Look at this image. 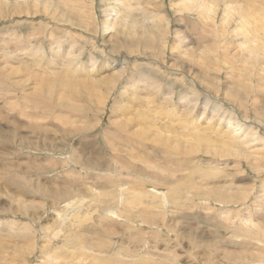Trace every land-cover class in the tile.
I'll list each match as a JSON object with an SVG mask.
<instances>
[{
  "label": "rangeland",
  "instance_id": "obj_1",
  "mask_svg": "<svg viewBox=\"0 0 264 264\" xmlns=\"http://www.w3.org/2000/svg\"><path fill=\"white\" fill-rule=\"evenodd\" d=\"M111 8L119 14L104 32ZM255 12L264 0H0V264H264V53L237 50L255 29L264 35L259 18L240 21ZM57 47L83 71L93 61L136 66L173 99L151 104L141 84L125 90V75L107 102L109 69L72 79L90 94L49 89L34 63L58 69ZM205 100L197 133L215 149V105L263 143L242 136L233 141L247 155L205 154L206 143L197 154L186 121L156 113L168 105L195 119ZM144 111L174 139L145 131ZM241 226L250 230L237 238Z\"/></svg>",
  "mask_w": 264,
  "mask_h": 264
},
{
  "label": "bare ground",
  "instance_id": "obj_2",
  "mask_svg": "<svg viewBox=\"0 0 264 264\" xmlns=\"http://www.w3.org/2000/svg\"><path fill=\"white\" fill-rule=\"evenodd\" d=\"M186 2L191 5V4H194L196 2V0H186ZM195 7L199 10H202L203 13L204 12L205 13H212V12H214V11H212V8L213 7L215 8L214 3H212V5H209L207 7L204 5H199L197 3L195 5ZM232 10H233L232 6H229L227 8L228 12L226 13V21L228 20V16L230 15V12ZM111 12H114V14L110 15ZM255 13H256L255 17H253L252 15H244L243 13H240V21L241 22H243L244 20L246 21V19H248V18H250L252 20L259 18L260 19V22H259L260 27L264 26V13H257V12H255ZM118 14H119V12L117 9L111 8L108 10V12L105 15L106 19L103 21V23L101 22V24H100V27H101V29H103L104 32H107L114 27L116 17ZM201 17L203 18V16H201ZM125 19H127V18H125ZM203 19L209 20L213 23L212 19H210L209 17L203 18ZM259 19L257 21H259ZM226 21H224V23L222 25L223 27L225 26ZM257 21L255 20L254 23ZM159 22L162 23L163 21H159ZM257 24H258V22H257ZM240 27H241V24H239V28ZM248 27H252V26H248ZM258 27H259V25H258ZM239 28L237 29L238 31H239ZM250 29H252V28H250ZM259 29L261 30V28H259ZM254 33L255 34L244 36L243 43L238 44L239 46L237 45V47H238L237 50L241 54L248 56V58L252 57L258 53H264V35H260V33L258 32V28L255 29ZM243 48H245V49H243ZM28 49L29 48H27V50ZM52 50H53L54 56H56V57L60 56L61 54H65V56L64 57L62 56V58H60L61 60H59V62H58L59 71H58V69H56L54 67L55 62H50L47 65L42 64L40 66H37L40 62L34 63L36 65V67L43 69V71H45L49 76H51L53 81L49 82L47 84V87L49 89L70 90L73 93H79V91L82 90V91L86 92L87 94H90L91 86H85V85H82V83L76 84L78 81H72V79H74V77H80V76H83V77L96 76V75H99L101 73V70L107 71L109 69L110 71H113L114 73L110 74V76H112V78L110 77V82H109L108 86H106V89H105V93L107 96V98H106L107 102H108V100H110L112 93L115 91L118 84L121 83V81L125 77V75H127V77H128L127 81H126V88L124 87L125 90L127 91L128 89H132V88L137 87L138 85L141 84V89H142V91L147 92L146 94H147V97L150 98L151 104H153V99L157 98L156 96L158 94L165 95V99H164V101H162L165 104H169L167 101H171L173 99L174 94L171 90H165L164 92H161V93L156 92L157 90H161L159 81L157 79L153 78L152 76L147 75L145 72L141 71L140 68H138L136 66L130 67L126 62H123V63L121 62L120 66H118V64L114 65L113 63L107 64L106 62H102V63H99L97 65L98 62L93 61L90 64L91 69L87 70V71H83V69L81 68V65H79L77 59L72 56L71 51L64 50V49H62V47L53 48ZM243 50H245V51H243ZM35 54L38 55L37 60L40 61L44 56V51L42 49L38 48L35 51ZM27 56L31 59L30 61H32L33 54H29ZM103 66H106V67L104 69H102ZM27 69H29V66L27 67ZM20 70H22V69H20ZM53 75L56 77H53ZM98 97H99V100L102 99L101 96L98 95ZM165 100H167V101H165ZM183 103L187 104V101L183 100ZM129 105H131V104L127 101L126 106L121 107V108H125V109H122L124 112L121 111L123 115L129 114L130 109H127V107ZM208 105H209V102L205 100V102L203 104V112H202L201 116L199 117L197 115L195 119H193L191 117L190 120H188V114L185 112L184 109L179 108L178 113H176V110L173 106L167 105V107H166L167 114L164 112L162 114H160V112H156V113L159 114V116L163 115L162 120H165L166 123L171 122V120L169 119L170 117H176L177 115L180 116L182 121L185 120L187 123L183 122V124L186 126L183 127L182 129L187 132V136H191V134L194 133L191 136V138H192L191 141L194 140V142L197 144L192 145L193 146L192 151L194 153H197V154H198V147H200L201 144L206 143L205 151L201 150L202 153L204 152L205 154H208V153L209 154H226L228 152H232V153L236 154V156L247 155V154H242L241 153L242 151H240L238 149L237 144H235V142L233 141V140L239 139L242 136H243V138L251 139L253 141L252 142L253 144H255L254 142L263 143L260 139H258L256 137V132L253 131V128H248L244 124L242 126L240 124V122H238V121L236 122V120L234 118L232 119V117L230 115H228L226 112L220 113L221 108L218 105H215L211 108V112L216 113V118L218 117L217 120L220 118L219 122L221 123V127L217 128L218 129L217 132H220L222 134V140H223V143L219 146L220 150L215 149L212 146L213 142L210 139L202 138L201 134L197 133V131H206V130L199 129L197 127L199 126L198 118L201 119L204 116L205 109H207ZM194 108H195V106H192V109L188 108V107L186 109H187V111L190 112ZM131 110H132V107H131ZM146 112L147 111L140 112L141 114L138 115V118L142 120L141 122L143 123V127H144L145 131H148V133H149V132H152L151 129L154 128L155 131L152 132L151 134L156 138H161V140H163L164 142H169L170 140L174 139L175 135H173L174 132H172L171 129H167L168 128L167 126H166L167 128H165L164 125L160 126L158 123H156L152 119L147 120L148 118L145 115ZM153 113H155V112H153ZM180 118H179V120H180ZM224 129H226V131H224ZM207 130L211 131L212 129H207ZM213 131H216V130H213ZM148 133H144L146 137H147ZM208 134H210V133H208ZM214 134H216V132ZM194 136H196V137H194ZM192 146L190 148H192ZM245 148H247V147L245 146ZM261 148L264 149V145ZM220 157H222V156H220ZM131 190H132V187L129 186L123 193H129ZM155 190H157V189H155ZM187 190H191V187H188ZM142 193H143V190L139 189V191L136 192V195L139 196ZM158 193L159 192H157V194ZM172 193L177 194L175 191H173ZM145 194H146V192H145ZM156 196H159V195H156ZM162 198H163L162 202H166V200L164 199V196H162ZM163 206L165 207V205H163ZM246 221H247L248 225L252 224L250 219H247ZM252 227L256 228V226H253V225H252ZM8 228L10 230V227L7 226V229ZM247 228L248 227L241 226L240 235H236L235 237H237V238L244 237L245 232H249V230H250V229L248 230ZM22 230L25 231V230H27V228L24 227V229H22ZM11 232H13V231H11ZM116 254H119V253L117 252ZM126 257H128V256H126ZM48 258L50 259V261H55L54 260L55 258H53V256L51 254H48ZM249 259L253 264H255V261H256L255 259H257V258L254 256H250ZM78 262H82V261L79 260Z\"/></svg>",
  "mask_w": 264,
  "mask_h": 264
}]
</instances>
